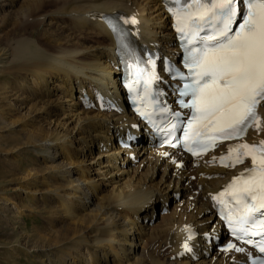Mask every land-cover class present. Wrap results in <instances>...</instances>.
I'll return each instance as SVG.
<instances>
[{
    "label": "bare ground",
    "instance_id": "1",
    "mask_svg": "<svg viewBox=\"0 0 264 264\" xmlns=\"http://www.w3.org/2000/svg\"><path fill=\"white\" fill-rule=\"evenodd\" d=\"M4 11L13 32L9 29L12 33L0 44V82L5 80L1 76L8 78L12 97L4 93L0 101L6 99L9 111L17 114L7 125L14 130L22 125L19 131H27L21 144L56 149L66 160L56 163L59 156L46 152L47 180L54 177L60 184L40 189L60 198L52 215L69 225L65 239L71 237L74 246L64 253L63 264L247 263L243 255L221 252L207 238L225 237L213 194L251 168L252 160L220 167L217 161L228 153V143L191 158L157 147L144 125L133 128L138 120L126 105L117 45L102 18L129 21L134 45L178 62L181 51L166 1L0 0V17ZM54 20L64 23L66 35L55 31ZM161 73L160 86L173 98L174 82ZM97 93L117 110L97 107ZM85 96L93 106H86ZM1 104L3 122L9 113ZM258 115L261 120L242 141L264 147V101ZM128 135L139 140L124 149L119 140ZM11 141L20 144L16 138ZM78 154L87 155L86 164L76 159ZM192 234L196 237L190 239Z\"/></svg>",
    "mask_w": 264,
    "mask_h": 264
},
{
    "label": "snow or ice",
    "instance_id": "2",
    "mask_svg": "<svg viewBox=\"0 0 264 264\" xmlns=\"http://www.w3.org/2000/svg\"><path fill=\"white\" fill-rule=\"evenodd\" d=\"M242 2L241 11V0H184V6L177 12V31L186 37H198L205 27L212 30L206 37H199L200 47L191 49L186 58L185 66L193 79L180 90V96L191 95L192 99L188 104L182 99L178 101L181 107L193 110L188 125L192 132L186 139L197 147H203L199 141L208 129L230 139L242 132L249 121L259 120L255 109L264 101V0ZM237 17L240 22L233 28ZM111 27L116 33L122 31L118 23L112 22ZM176 74L183 78L178 70ZM173 115L179 116V113ZM237 147L249 148L247 144ZM187 150L196 154L193 147ZM256 160L252 155L253 165ZM236 162H242L239 156ZM257 171L258 174L233 190L236 217L233 220V214L229 213L225 219L234 225V234L247 233L243 226L254 221L257 215L264 227V156L259 170L252 169L253 173ZM228 247L234 245L230 243ZM259 251L264 253V246ZM257 264H264V260H258Z\"/></svg>",
    "mask_w": 264,
    "mask_h": 264
},
{
    "label": "rangeland",
    "instance_id": "3",
    "mask_svg": "<svg viewBox=\"0 0 264 264\" xmlns=\"http://www.w3.org/2000/svg\"><path fill=\"white\" fill-rule=\"evenodd\" d=\"M3 13L0 17V24L4 23V27L0 29V44L1 41H4L6 34L13 32V29H10V26L7 24L9 18L6 16V12L4 11ZM60 22L59 20L52 22L54 23V29L57 27L55 29L56 32L59 30V33L66 35L68 30L63 26L64 23ZM5 26L8 27V31ZM62 28L64 32H60ZM1 78L8 79L2 76ZM5 80L4 82H0V96H3L5 93L9 99L12 96L7 87L9 84L11 86V83L6 82L7 84H5ZM6 101V99L0 101V104L3 102L1 105L5 107L4 111L9 113L6 114L3 122L0 117V264H44L45 260L53 261L52 264H63L65 259L64 253L71 251L70 249L74 246L73 242H70L71 237L68 240L65 239L67 238V233L65 234L64 230L69 225L64 219L62 222L61 218L54 216L56 214L52 211V208L60 198L57 196L43 195V192L40 190L60 184V182L58 183L59 180H56L54 177L47 180L48 175L45 172L46 170H43L45 169L44 166L47 165L46 152L51 151L53 154L56 153L55 156H59L60 151L53 148L35 147L29 145L30 143L28 146L27 144H21L27 141L28 133L23 130L19 131L22 125L16 127L17 130L10 129V126L7 125L10 120L15 119L17 114L9 111L6 106ZM0 109L3 108L0 107ZM17 124L20 125V122ZM13 138L18 139L20 144L14 146L11 141ZM85 155L78 154L76 159L81 161L85 160L83 163L86 164L88 157ZM62 160L66 162L64 158L59 156L56 163ZM44 172L45 174H43ZM31 174L35 176L33 177ZM192 179L194 180V177ZM104 189L106 191V188ZM38 190L40 194L39 192H36L37 194L32 192ZM53 213L54 215H52ZM84 254L88 255L90 253L85 251Z\"/></svg>",
    "mask_w": 264,
    "mask_h": 264
}]
</instances>
